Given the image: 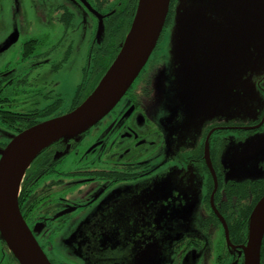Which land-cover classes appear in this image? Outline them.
<instances>
[{"label":"flooded vegetation","instance_id":"flooded-vegetation-1","mask_svg":"<svg viewBox=\"0 0 264 264\" xmlns=\"http://www.w3.org/2000/svg\"><path fill=\"white\" fill-rule=\"evenodd\" d=\"M137 1L64 0L52 18L62 28L53 35L50 30L30 31L33 21L24 17L29 8H35L37 20L45 23L44 10H37L35 0H0V149L10 142L2 137L69 112L90 94ZM176 1L170 0L168 18L149 59L114 108L79 137L53 142L26 169L19 211L51 264H101L102 260L111 264L127 254L130 264H156L164 251L159 236L167 229L159 221L166 211L154 212L151 204L170 203L171 184L192 173L201 194L199 221L193 235L174 241L164 264H209L208 260L243 264L246 222L264 195V176L231 179L222 155L228 143L243 142L264 128V86L255 82L263 102L251 117L214 109L199 114L201 104L185 107L174 101V78L168 74ZM15 12L22 18L18 13L16 18ZM82 17L95 24L100 35L91 38L79 69L80 81L66 101L52 75L57 79L60 70L68 71L77 41L82 48L77 29ZM161 72L163 101L155 86ZM258 165L264 171V158ZM160 176L164 181L158 184ZM70 187L74 190H67ZM84 219L101 237L113 232L128 242L111 244L106 250L104 243L90 247L79 232L75 234ZM111 251L115 255H109ZM260 255L264 264V247ZM0 264H19L1 236Z\"/></svg>","mask_w":264,"mask_h":264},{"label":"water","instance_id":"water-1","mask_svg":"<svg viewBox=\"0 0 264 264\" xmlns=\"http://www.w3.org/2000/svg\"><path fill=\"white\" fill-rule=\"evenodd\" d=\"M170 0H138L129 29L112 63L79 105L71 111L31 125L10 138L0 149V236L19 264H51L19 211L18 196L26 169L46 147L58 140L79 137L114 108L141 72L164 27ZM170 32V74L174 80L172 99L180 105L198 107L202 94L230 112L231 87L252 109L262 97L253 82L264 62V0H177ZM258 53L261 54L258 56ZM227 74L232 75L230 81ZM156 95L163 101L165 90ZM170 83V81H168ZM220 93V94H218ZM194 99L193 102H186ZM200 99L199 104L196 102ZM208 101V100H207ZM251 141L241 147L248 154ZM243 264H260L264 233V195L250 212Z\"/></svg>","mask_w":264,"mask_h":264},{"label":"rangeland","instance_id":"rangeland-1","mask_svg":"<svg viewBox=\"0 0 264 264\" xmlns=\"http://www.w3.org/2000/svg\"><path fill=\"white\" fill-rule=\"evenodd\" d=\"M37 10H44L42 12L43 20H45V23H41L36 18V12L35 8H29L28 12L24 15L26 19H30L33 21V26L30 28V31L36 33V32H47L52 31L53 35H55L58 31L61 30L62 26L57 23L54 24L52 18L55 15L54 11L57 5L62 3L64 0H35ZM17 13L15 12V17L17 18ZM19 19L22 18V13H18ZM23 24L24 22H20ZM77 29L80 30L78 36H80L82 40V48L80 47V42L77 41L74 52L71 53V59H70V67L68 71H65V69L60 70V74H57V79H55L52 75V79L58 83L57 90L63 94V97L66 101L70 100L71 95L73 94L74 87L79 83L80 81V66L83 63L84 55L87 54L88 46L90 43L91 38L96 37L98 38V35L100 33L96 32V26L95 24H92L90 21L87 20V23L84 22V18L78 19L77 21ZM262 56L264 53H261ZM258 53V56L261 55ZM264 60V59H262ZM258 73L253 75V82L255 85V82L257 81L261 82V85L264 86V62H262L261 66H258L257 68ZM56 75V74H55ZM228 79L226 81H230L231 78H233L232 75H228ZM59 77V78H58ZM235 87V86H234ZM234 87H231L227 91H230L229 94V105L232 108L231 115L236 117H251L253 116L255 109H252L251 106H249L247 103H244L241 101L239 96L235 95V89ZM257 89V87H256ZM258 90V89H257ZM259 95H261L260 91ZM211 93V92H210ZM210 93L202 94L201 97L202 100L206 101L205 103L201 104V108L199 111V114H205L207 111H211L214 107L218 106L221 110V107L223 108L224 105H222V101L224 98L219 97V105L210 98ZM220 94V93H218ZM263 95H261L262 97ZM208 100V101H207ZM159 101H162L159 99ZM263 102V100H262ZM252 113V114H250ZM14 134L9 133L6 137H2V139H6L7 141H10V138ZM246 141H251V150H249L248 154L244 153L241 154V147L244 146V143ZM254 142V143H253ZM256 146V148H255ZM255 148V150H253ZM2 149V148H1ZM223 155H222V161L225 162L228 168V176L231 179H256L261 178L264 176V171L261 170L259 167V162H261L264 158V128L260 130L259 132H256L253 136L245 138L243 142H231L228 143L224 149H223ZM255 153L253 154V152ZM172 176V175H171ZM169 175V177H171ZM195 173H192V176H187L182 181L176 182L174 184H171L169 187V193L171 195L170 203L161 204L159 201H154L151 204V207L154 209V212H158L162 208L165 209L166 214H164L163 218L159 223L164 224L161 226H164L167 231H163V233L159 236L160 237V244L161 248L164 249L163 253L159 256L157 259L158 261L156 264H164L167 260V257H170L171 253L173 252V249L171 248L172 244L175 240L183 238L185 235H189L195 233L196 230V224L199 221V215H198V204L200 200V189L195 184L194 181ZM158 184H161V182L164 181V177L158 178ZM150 182H155L154 179H152ZM148 182V183H150ZM176 189L173 191L172 189ZM67 190H74V187L67 188ZM153 195L158 196L157 190L152 191ZM158 200V199H157ZM79 219L74 220L75 222L71 224L67 229L64 231L63 237H67L69 233L73 230L75 225L77 224ZM92 222L88 219L82 220V222L77 226V229L75 230V234L79 232V235L84 237V240L88 243H90V247H96L100 243H104L105 250L107 248H111V244L115 245L117 242H128L125 238H119L115 236L113 232L102 234L103 236H100V233L97 234L95 231V228L91 224ZM173 227V230L169 231L168 228ZM191 232V233H190ZM217 239H214L213 237V243H215ZM100 251V250H98ZM115 255L114 252H110L109 255ZM164 256V260H161V256ZM129 254H127L122 261H115L111 264H130ZM210 264V260H208ZM101 264H110L109 262L102 260L100 261Z\"/></svg>","mask_w":264,"mask_h":264},{"label":"trees","instance_id":"trees-1","mask_svg":"<svg viewBox=\"0 0 264 264\" xmlns=\"http://www.w3.org/2000/svg\"><path fill=\"white\" fill-rule=\"evenodd\" d=\"M132 13L129 15V19L126 21V23L124 24V25H126L125 27V29H123V32H122V35L121 34H119L120 35V40L118 41L119 43H117L116 44V46H115V48H114V50L112 51V54L106 59L107 61H106V63H105V65L103 66V71L105 72V70L108 68V66L112 63V59L114 58V56H115V54L118 52V48H119V44L122 42V40H123V37H124V35L126 34V32L128 31V29H129V24H130V22H131V20H132ZM168 18V17H167ZM104 74V73H103ZM46 150H48V147H46V149H44L43 151H42V153H44V152H46ZM42 153H40L38 156H36L35 158H34V160H37L38 158H40V156L42 155ZM23 180V179H22ZM19 196H22V193L20 192V194H19ZM248 221V220H247ZM246 224H247V222H246ZM248 225V224H247ZM247 229V228H246ZM247 231V230H246ZM264 234V233H263ZM261 249L264 247V235H263V238H262V241H261Z\"/></svg>","mask_w":264,"mask_h":264}]
</instances>
